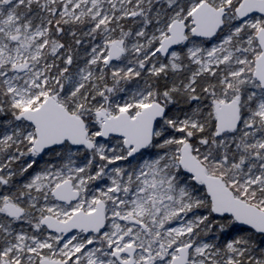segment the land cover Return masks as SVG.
<instances>
[{"label": "snow or ice", "instance_id": "6c2138e0", "mask_svg": "<svg viewBox=\"0 0 264 264\" xmlns=\"http://www.w3.org/2000/svg\"><path fill=\"white\" fill-rule=\"evenodd\" d=\"M0 264H264V0H0Z\"/></svg>", "mask_w": 264, "mask_h": 264}]
</instances>
